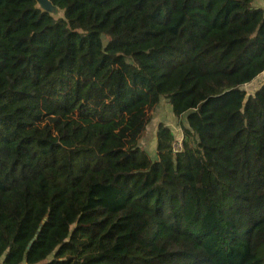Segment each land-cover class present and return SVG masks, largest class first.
Segmentation results:
<instances>
[{
    "label": "trees",
    "instance_id": "trees-1",
    "mask_svg": "<svg viewBox=\"0 0 264 264\" xmlns=\"http://www.w3.org/2000/svg\"><path fill=\"white\" fill-rule=\"evenodd\" d=\"M50 1L0 0V264H264V9Z\"/></svg>",
    "mask_w": 264,
    "mask_h": 264
},
{
    "label": "rangeland",
    "instance_id": "rangeland-1",
    "mask_svg": "<svg viewBox=\"0 0 264 264\" xmlns=\"http://www.w3.org/2000/svg\"><path fill=\"white\" fill-rule=\"evenodd\" d=\"M252 4L254 7H262L264 9L263 0H253ZM38 6L43 8L48 7V5L41 2V0H38ZM52 6L56 11L55 13L52 10L50 11H52L54 14H56L57 11L62 12V9L58 8L57 6ZM263 82L264 72H262L258 77H256L249 83L244 84L242 88L247 94H252ZM160 121L167 123L172 128L175 135L174 142L182 141V138L184 136L181 129V122L186 125L185 115H183L180 119L176 118L172 115L171 107L167 103V101H163L161 104L156 106L155 110L153 111L151 121L147 125L144 136L140 140V145L146 150V152L152 159H155L157 157L155 151V130L157 123Z\"/></svg>",
    "mask_w": 264,
    "mask_h": 264
},
{
    "label": "water",
    "instance_id": "water-1",
    "mask_svg": "<svg viewBox=\"0 0 264 264\" xmlns=\"http://www.w3.org/2000/svg\"><path fill=\"white\" fill-rule=\"evenodd\" d=\"M41 2H43L44 4L46 3V5H48V7L47 8H43V7H40V6H38V0H36V4H35V6L37 7V8H39V9H41L42 11H47L50 15H52L53 17H55V18H59V17H63L64 16V12H63V10H62V12H60V11H57L56 12V14H54L55 13V11L56 10H54V8H53V6L52 5H54L50 0H41ZM54 6H56V5H54ZM59 8V7H58ZM50 10H52V11H50ZM59 13V14H58Z\"/></svg>",
    "mask_w": 264,
    "mask_h": 264
},
{
    "label": "built area",
    "instance_id": "built-area-1",
    "mask_svg": "<svg viewBox=\"0 0 264 264\" xmlns=\"http://www.w3.org/2000/svg\"><path fill=\"white\" fill-rule=\"evenodd\" d=\"M181 147H182V141L173 142V151L174 152L180 151Z\"/></svg>",
    "mask_w": 264,
    "mask_h": 264
}]
</instances>
